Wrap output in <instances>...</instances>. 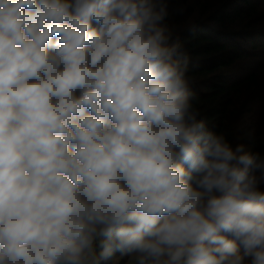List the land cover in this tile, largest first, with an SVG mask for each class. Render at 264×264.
Returning a JSON list of instances; mask_svg holds the SVG:
<instances>
[{
  "label": "clouds",
  "instance_id": "1",
  "mask_svg": "<svg viewBox=\"0 0 264 264\" xmlns=\"http://www.w3.org/2000/svg\"><path fill=\"white\" fill-rule=\"evenodd\" d=\"M165 14L0 0V264H264V161L196 121Z\"/></svg>",
  "mask_w": 264,
  "mask_h": 264
},
{
  "label": "trees",
  "instance_id": "2",
  "mask_svg": "<svg viewBox=\"0 0 264 264\" xmlns=\"http://www.w3.org/2000/svg\"><path fill=\"white\" fill-rule=\"evenodd\" d=\"M157 2L165 7L160 23L166 29V46L175 47L172 60L183 70L196 121L204 123L206 132L222 136L233 151L243 146V152L264 161V0ZM91 28L99 31L100 25L92 21ZM75 95H80L78 90ZM178 163L189 170L182 159ZM250 174L264 193V171L253 169ZM198 175L193 173V187ZM102 239L94 242L98 264H140L137 254L120 251L101 258ZM237 244L244 256L243 245ZM243 264H251V257L244 256Z\"/></svg>",
  "mask_w": 264,
  "mask_h": 264
}]
</instances>
